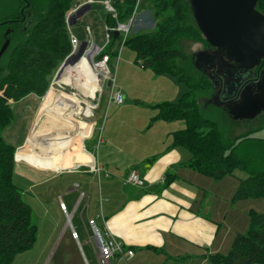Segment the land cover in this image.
Here are the masks:
<instances>
[{
    "label": "crops",
    "instance_id": "1",
    "mask_svg": "<svg viewBox=\"0 0 264 264\" xmlns=\"http://www.w3.org/2000/svg\"><path fill=\"white\" fill-rule=\"evenodd\" d=\"M146 12L151 13L148 9ZM137 22L136 19L134 26ZM135 32H139L136 27ZM78 72L57 82L95 97L97 81L83 70ZM166 78L169 84L176 86V94L172 100L151 105L150 114L146 116L150 125L143 134L139 132L140 137L134 136L137 125L134 127L130 123L131 127L126 128L129 119L125 116L132 108L130 104L138 107L128 103L129 95L125 91L118 90L126 100L121 106L112 105L115 106L113 115L110 110L112 118L104 130L99 174L87 167L94 165L96 155L85 146V141L94 133V125L88 118L96 106L81 99L78 103H61L62 96L70 101L77 96L54 86L47 97L41 99L43 103L37 105L25 137L28 147L16 153L21 169L17 170L14 181L33 194L38 234L41 229L47 233L46 241L40 246L46 248L45 251L55 249L57 253L62 245L72 246L79 264H100L87 232L88 220L96 219L126 251L134 252L128 261L116 256L110 264H212V256L230 252L239 233V228L230 230V222L235 219L227 220L219 207L214 208L208 186V179L213 178L191 168L190 153L174 143V135L185 129V122L178 120L182 123L175 125L173 122L177 121L159 117L158 105L177 103L186 93L185 89L181 95L183 88L179 84L182 82L176 77L180 83ZM32 98L39 103L40 99L33 95L24 101H33ZM42 115L62 125H49L51 132L48 134L35 131ZM31 131L36 135L30 136ZM132 172L140 175L142 185L127 183ZM81 193L85 198L79 202ZM235 196L236 193L233 204L243 202L234 200ZM62 204L72 216L71 225ZM228 224L229 229L224 232ZM84 244L93 249L91 261L86 256Z\"/></svg>",
    "mask_w": 264,
    "mask_h": 264
},
{
    "label": "trees",
    "instance_id": "2",
    "mask_svg": "<svg viewBox=\"0 0 264 264\" xmlns=\"http://www.w3.org/2000/svg\"><path fill=\"white\" fill-rule=\"evenodd\" d=\"M139 1L113 0L118 20L127 23ZM145 1L156 21L155 30L131 35L125 46L136 53V62L143 69L170 74L186 83L188 90L177 103L157 106L161 119L186 124L174 135L175 145L190 153L191 168L214 180L233 176L237 171L247 174L234 200L264 198V140L251 137L264 125L234 121L213 105L210 109L217 114L207 118L201 109L200 97L202 101L207 99L214 86L210 75L196 69L187 54L189 44L204 43L209 47L190 0ZM26 3L30 4L26 14L33 20L29 26L21 21ZM76 3L77 0H0V50L10 41L0 59V264H12L18 255L30 250L38 234L31 207L14 182L16 148L4 137L14 119L12 103L32 95L41 100L48 92L52 78L72 53L66 15ZM256 9L264 16V0L258 1ZM106 25L116 26L111 15ZM114 35L103 53L111 62L117 57L112 48L120 39ZM243 126L246 132L236 133ZM249 218L247 234L237 235L227 255L212 256V264H264V214L251 211Z\"/></svg>",
    "mask_w": 264,
    "mask_h": 264
},
{
    "label": "rangeland",
    "instance_id": "3",
    "mask_svg": "<svg viewBox=\"0 0 264 264\" xmlns=\"http://www.w3.org/2000/svg\"><path fill=\"white\" fill-rule=\"evenodd\" d=\"M89 1H93V3L90 4L88 3ZM106 2L113 3V0H88L85 3L77 0L76 6L81 4H84L82 7L86 5L92 6L91 11L85 14L76 25L71 27L72 35L77 37L80 42H87L92 39L97 47L103 48L105 46V25L107 24V19L109 16L105 6ZM148 7L149 5L145 0L139 1L136 9V19L138 22L134 27H132L131 35L137 34L136 32L134 33L135 27L140 34L152 33L155 30L156 21L153 19L151 13L146 12ZM72 10L73 9H71L67 13L66 18L68 17L69 13L72 12ZM112 49L114 51H118L119 44L115 45ZM208 49L209 47L204 43L189 44V47L187 48V54H190L192 58L191 63L196 69H198V67L195 62V54L207 51ZM115 63L117 65L116 89L125 91L129 95L128 103H133V105L138 107L137 109L131 104L129 105L132 108L129 109V113L125 114V116H127V118L129 119V125L128 127L126 126V128L131 127L130 123L134 127H136L135 125H137V127L134 129V131L136 132L134 133V136L136 135V137H140L139 132H142L143 134L144 132H146V128L150 125V123H147L149 120L146 118V116L150 114V110L152 109L151 105H154L155 102H161L163 100H172L174 98V95L176 94V86L169 84L166 77L173 79L176 83H178L179 81L170 74H156L150 69H143L136 62V53L127 46L123 47L122 54L119 58L116 59ZM54 77L52 78L49 90L53 86L56 88H61V90L65 91L68 94H75L78 98L85 101L86 103L95 106L97 105V108L93 110V115L88 118L94 125V133L91 138L85 141V146L86 150H88L90 153H93V155H96L97 160L100 163L99 159L100 151L103 147L102 139L104 136V130L106 127V123H110V119L112 118L111 114H109L111 113L110 110L112 109L113 115L115 106H108L106 95L104 96L103 100H100L99 93L96 94L94 98H92L91 95L88 96L86 94V96L80 90L72 89L66 84H61L58 82H56V84H53L55 81ZM179 85H181V87L183 88L181 95L184 93L185 89L187 92L188 89L186 83H180ZM48 92L44 97L47 96ZM201 99L203 98L200 97V104L205 117L214 118L212 116V113L217 114V111L213 108L210 109V95L207 96V99H204V101H202ZM39 103L38 101L35 102L34 99L33 101L28 99L25 101L22 100L21 102L17 103H12L14 119L11 126L4 132V137L10 145L16 148L17 153L28 147V142L25 141V137L30 130V127L34 120L33 117L36 113L37 105H42L43 102L40 100ZM216 117L217 116L215 115V118ZM173 123L175 125H179L182 122L177 121ZM49 125L60 127L62 124L46 117L45 115H42V117H40L38 121L35 131L40 130L42 134H48L51 132V129H49ZM246 130V126L239 127L236 133H241L242 131L246 132ZM33 135L35 136L36 134L35 132L31 131L30 136ZM251 137L256 140H264V129L254 133ZM20 169L21 168L18 167V163L16 161L15 174H17V170L19 172ZM246 178L247 174L237 171L232 177H227L224 181L208 179V186H210V201L214 199V208L219 207L220 211L226 215L227 220L231 221V219H235V221L232 220V222H230V230L232 228H239V233L237 235L247 234L250 222L248 214L251 211H256L259 214H264V198L252 199L233 204L232 198L239 188V184L241 183V181ZM15 184L19 186L17 182H15ZM20 191L22 192L24 201L30 207H34H31V209L33 208V220L34 222H36L38 215L36 213L37 209L34 205L35 201L32 198L33 194L31 190L27 187H20ZM213 206L210 202V207L213 208ZM73 224L75 225V227H77L76 222H73ZM228 229L229 224L225 226L224 232H226ZM39 232L40 233L37 234L34 246L30 250L18 255L12 264H79L77 254L72 246L67 247L62 245L61 249L57 253H55V249H48L45 251L46 248L40 246L42 242L46 241V239L44 238L47 233L42 229ZM77 232L80 234L79 230ZM84 249L87 258L89 259V261H91V253H93L91 245L84 244Z\"/></svg>",
    "mask_w": 264,
    "mask_h": 264
},
{
    "label": "water",
    "instance_id": "4",
    "mask_svg": "<svg viewBox=\"0 0 264 264\" xmlns=\"http://www.w3.org/2000/svg\"><path fill=\"white\" fill-rule=\"evenodd\" d=\"M258 1L190 0L196 23L209 46L220 49L227 60L237 63L244 69L254 67L264 57V16L256 9ZM29 8L30 4L26 3L22 14ZM91 9V5H86L77 10L70 19V26L76 25L77 21ZM6 34H9V31ZM114 36L118 38L120 34L115 32ZM9 46L10 41L7 40L0 50V59ZM86 49L87 42L84 41L78 53H71L57 71L54 77L56 82L68 68L81 61ZM194 57L198 69L208 74L206 69L210 68V61H212L210 56L200 52ZM259 106V103L255 104L249 100L237 103L230 101L222 109L232 120L241 121L255 118L259 112Z\"/></svg>",
    "mask_w": 264,
    "mask_h": 264
},
{
    "label": "built area",
    "instance_id": "5",
    "mask_svg": "<svg viewBox=\"0 0 264 264\" xmlns=\"http://www.w3.org/2000/svg\"><path fill=\"white\" fill-rule=\"evenodd\" d=\"M88 3L92 4L93 1H89ZM83 5L84 4L77 5V6L75 5L72 12L69 13L68 17L66 18V23H67V27H68V31L70 35L73 54L78 53L82 45V42H80L77 37L72 35L70 19L72 15L77 10H79ZM105 6H106L108 14L111 15L112 18L116 21V26L113 28L106 26L105 28L106 44L103 48L97 47L94 44L92 39L87 41V48H88V51L91 50V61L90 62L92 65V69L97 70V68L99 67L101 68V72L98 76V89L96 91V94L99 93L100 100L101 99L103 100L104 96L106 95V101L108 103V106H111V105L121 106L125 103V96L116 89L117 65L115 61L117 58L121 56L123 47H125V44L128 38L131 36L132 27L135 24L137 13L135 10L133 16L129 19V21L127 23H122L118 20V13H117V10L114 8L113 4L110 2H106ZM115 32H118L120 34L119 49L118 51H116L117 53L116 59L111 62L110 57L103 56V53L112 40V33H115ZM88 51L86 50V52ZM53 84H56V81H54ZM98 107H99V104H98ZM96 108H97V105H96ZM87 167L91 171L96 172L98 174L101 172V168L99 166V163L96 157H95L94 165L87 166ZM127 183L132 184V185H138V186L143 184L140 175L136 172H132L130 174V176L127 179ZM84 198H85V194L81 193L79 202H81ZM61 207L67 216L68 223L71 225L72 216L69 213H67V210L63 204L61 205ZM101 217L103 221H105L103 214H101ZM87 228H88L87 232L89 236V242L91 243V245H93L100 264H110L111 259L116 256H119L120 258L125 259L127 261L134 256L133 251H130V250L126 251L124 245L120 241H118L110 233V231L107 228L101 226L96 219H89L87 222ZM72 230H73V237L74 239L77 240L78 236L75 230L73 229V227H72Z\"/></svg>",
    "mask_w": 264,
    "mask_h": 264
},
{
    "label": "flooded vegetation",
    "instance_id": "6",
    "mask_svg": "<svg viewBox=\"0 0 264 264\" xmlns=\"http://www.w3.org/2000/svg\"><path fill=\"white\" fill-rule=\"evenodd\" d=\"M27 10L22 15L26 25L29 26L33 20L29 14H26ZM23 19H21L22 22ZM6 33L5 37L8 35ZM204 53L212 59L210 68L206 69L214 86L210 95V105L222 109L230 101L237 103L249 100L255 104L259 103L257 116L251 120L241 121L264 125V57L254 67L244 69L237 63L227 60L222 51L216 47L209 46ZM221 54L222 56H219ZM200 65H202L201 62Z\"/></svg>",
    "mask_w": 264,
    "mask_h": 264
},
{
    "label": "bare ground",
    "instance_id": "7",
    "mask_svg": "<svg viewBox=\"0 0 264 264\" xmlns=\"http://www.w3.org/2000/svg\"><path fill=\"white\" fill-rule=\"evenodd\" d=\"M87 51H88V48L86 49ZM91 50L90 51H88V52H85L84 53V55H83V57H82V59H81V62H77L76 64H74L73 66H71L70 68H68L65 72H64V74L62 75V77L60 78V80L61 79H63V77H66V76H68L69 74H71V73H76L77 71H79V72H81V70H83L84 72H86L87 73V75L89 76V77H92L95 81H97V83H98V76H99V74H100V72H101V68L99 67V68H97V70L96 69H92V65H91ZM81 84H82V82H81ZM75 86V85H74ZM81 86V85H80ZM79 88V87H78ZM51 90H53V88H51L50 90H49V92H48V94L50 93V91ZM88 91V90H87ZM88 92H90V91H88ZM47 94V95H48ZM91 94H92V92H91ZM94 96V95H93ZM92 96V98H94ZM47 97V96H46ZM60 99H62L60 102L62 103V102H64V103H70L71 104V102L72 103H78L79 102V98L78 97H76L75 99H74V101L73 100H68V99H66V97H61ZM81 104V103H80Z\"/></svg>",
    "mask_w": 264,
    "mask_h": 264
}]
</instances>
